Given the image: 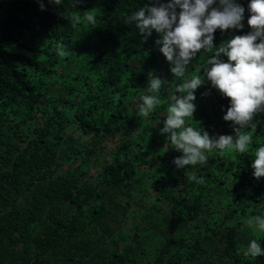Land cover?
<instances>
[{"label":"trees","instance_id":"1","mask_svg":"<svg viewBox=\"0 0 264 264\" xmlns=\"http://www.w3.org/2000/svg\"><path fill=\"white\" fill-rule=\"evenodd\" d=\"M157 2L43 0L41 10L40 0H0V264H264L242 253L253 238L264 247V232L242 227L264 214V177L251 167L264 113L246 129L245 153L174 165L181 153L159 129L184 77L171 73L158 33L144 40L125 22ZM237 2L245 28L217 29L214 45L251 30L248 0ZM212 54L201 50L185 77ZM151 73L168 83L139 117ZM195 95L186 124L234 134L223 119L230 98L210 82Z\"/></svg>","mask_w":264,"mask_h":264},{"label":"clouds","instance_id":"2","mask_svg":"<svg viewBox=\"0 0 264 264\" xmlns=\"http://www.w3.org/2000/svg\"><path fill=\"white\" fill-rule=\"evenodd\" d=\"M50 2L60 5L63 0ZM40 8L45 9L43 0H40ZM245 11L237 0H166L164 3L158 0L154 6L141 7L125 16V22H135L142 39L146 40L153 31L159 34L155 43L170 62L171 73L175 78L184 77L183 82L175 85L163 127L159 129L181 153L173 160L179 169L207 165V152L215 151L222 156L225 151L235 149L243 154L253 144V135L246 129H255L254 117L264 113V0H248L250 31L233 34L219 46L213 43L217 29L221 33L244 29ZM84 15L95 24L92 12L86 11ZM201 50L213 54L204 62L202 72L185 77L188 66ZM206 82L222 96L230 98L223 119L232 122L234 134L210 136L202 126L186 124L187 118L193 119L197 107L195 90ZM167 83L151 73L146 89L151 94H140L137 116H150L161 103L162 85ZM251 167L255 178L264 177V143L255 148ZM244 225L264 232V214L249 216L242 227ZM242 253L251 258L264 256L261 240L250 239Z\"/></svg>","mask_w":264,"mask_h":264},{"label":"rangeland","instance_id":"3","mask_svg":"<svg viewBox=\"0 0 264 264\" xmlns=\"http://www.w3.org/2000/svg\"><path fill=\"white\" fill-rule=\"evenodd\" d=\"M189 78H190V76H189Z\"/></svg>","mask_w":264,"mask_h":264}]
</instances>
